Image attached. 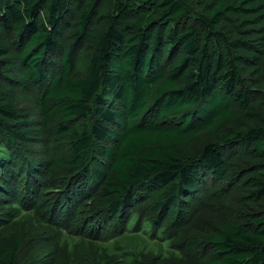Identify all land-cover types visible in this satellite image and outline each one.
Listing matches in <instances>:
<instances>
[{"label": "trees", "instance_id": "1", "mask_svg": "<svg viewBox=\"0 0 264 264\" xmlns=\"http://www.w3.org/2000/svg\"><path fill=\"white\" fill-rule=\"evenodd\" d=\"M135 215L264 264V0H0V264L171 263L81 251Z\"/></svg>", "mask_w": 264, "mask_h": 264}, {"label": "rangeland", "instance_id": "2", "mask_svg": "<svg viewBox=\"0 0 264 264\" xmlns=\"http://www.w3.org/2000/svg\"><path fill=\"white\" fill-rule=\"evenodd\" d=\"M27 94L28 92H20L19 93L20 99H22V97L26 96ZM38 142L39 141H37L36 143ZM51 143H52L51 145H54L56 151L57 144L54 143L53 141ZM49 150H50V146L45 145L41 147H36L33 150V153L34 156L36 155L42 157L44 154H49ZM85 211H87L90 214L94 212L88 210ZM207 217H211V216H207ZM223 219H224L223 217H218L217 221L220 222ZM136 220H137V215H135L134 218H131V220L129 221L130 222L129 232H124L123 234H121L120 236H118L113 240L97 241L93 239H88L86 242L87 245H84V248H82L81 251L96 249L98 250L99 254L102 255V257L103 255H109V257H111L114 255L117 256V254L120 255V253H125L127 255L128 261L132 259L131 256L134 253L137 252V254L140 255L139 253L145 252L148 253L149 255H158L164 257L165 259H172L171 263L167 261L166 264H178V262L175 261L173 256L179 257L181 255L178 252H175L174 249L172 248V240L169 237H167L163 231L156 232L153 226L147 222H145L142 225V228H140V230L137 229L135 227ZM201 227L204 228V225H202ZM65 239L71 245L79 244L78 239L80 240V238L76 236H70V237L66 236ZM185 251H187V249H185ZM81 262L82 260L75 259L74 263L81 264ZM63 264H69V263H63Z\"/></svg>", "mask_w": 264, "mask_h": 264}]
</instances>
